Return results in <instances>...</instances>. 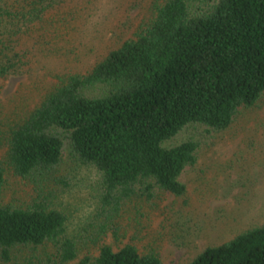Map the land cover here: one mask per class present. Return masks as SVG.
I'll use <instances>...</instances> for the list:
<instances>
[{
    "label": "trees",
    "instance_id": "16d2710c",
    "mask_svg": "<svg viewBox=\"0 0 264 264\" xmlns=\"http://www.w3.org/2000/svg\"><path fill=\"white\" fill-rule=\"evenodd\" d=\"M1 1L3 77L22 54L14 21L19 12ZM151 7L134 38L87 73L69 75L10 131L9 164L40 192L24 207L0 205L3 260L16 246L46 244L55 264L76 257L66 214L42 192L65 149L98 176L94 217L97 233L105 234L128 199L152 196L155 189L184 194L181 175L195 163L199 146L179 137L188 125L224 130L264 94V0H154ZM43 9L34 6V17ZM3 182L0 165V194ZM93 264L162 262L130 243L117 249L104 243ZM186 264H264V224L205 247Z\"/></svg>",
    "mask_w": 264,
    "mask_h": 264
},
{
    "label": "rangeland",
    "instance_id": "374dc122",
    "mask_svg": "<svg viewBox=\"0 0 264 264\" xmlns=\"http://www.w3.org/2000/svg\"><path fill=\"white\" fill-rule=\"evenodd\" d=\"M153 1H1L19 12L14 21L21 28L16 38L22 57L15 71L0 77V205L24 207L40 192L9 164L10 131L69 75L87 73L110 50L134 38L150 18ZM41 5L35 18L33 7ZM179 137L199 143L195 163L181 175L184 194L155 189L152 196L128 199L105 234L97 233L94 217L95 170L63 151L42 191L66 214V232L78 245L76 257L62 264H93L104 243L113 249L130 243L140 253L155 252L162 264H186L205 247L264 224V94L241 108L226 129L207 132L191 124ZM51 254L49 244L16 246L0 264H55Z\"/></svg>",
    "mask_w": 264,
    "mask_h": 264
}]
</instances>
